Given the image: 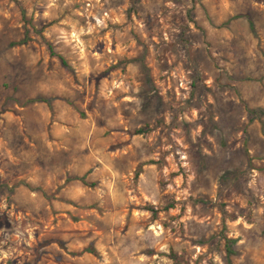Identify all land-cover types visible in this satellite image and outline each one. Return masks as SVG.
Instances as JSON below:
<instances>
[{"label": "clouds", "instance_id": "obj_1", "mask_svg": "<svg viewBox=\"0 0 264 264\" xmlns=\"http://www.w3.org/2000/svg\"><path fill=\"white\" fill-rule=\"evenodd\" d=\"M0 264H264V0H0Z\"/></svg>", "mask_w": 264, "mask_h": 264}, {"label": "rangeland", "instance_id": "obj_2", "mask_svg": "<svg viewBox=\"0 0 264 264\" xmlns=\"http://www.w3.org/2000/svg\"><path fill=\"white\" fill-rule=\"evenodd\" d=\"M185 43H187V42L185 41ZM197 59H200V58L198 57Z\"/></svg>", "mask_w": 264, "mask_h": 264}]
</instances>
